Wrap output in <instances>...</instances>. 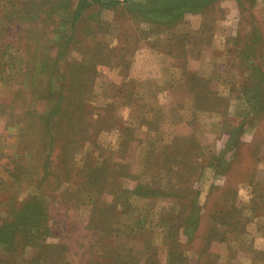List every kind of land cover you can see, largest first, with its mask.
Wrapping results in <instances>:
<instances>
[{
	"label": "rangeland",
	"instance_id": "rangeland-1",
	"mask_svg": "<svg viewBox=\"0 0 264 264\" xmlns=\"http://www.w3.org/2000/svg\"><path fill=\"white\" fill-rule=\"evenodd\" d=\"M2 229L0 264H264V0H0Z\"/></svg>",
	"mask_w": 264,
	"mask_h": 264
},
{
	"label": "trees",
	"instance_id": "trees-1",
	"mask_svg": "<svg viewBox=\"0 0 264 264\" xmlns=\"http://www.w3.org/2000/svg\"><path fill=\"white\" fill-rule=\"evenodd\" d=\"M191 225V224H190ZM191 227H193V225H191ZM183 228H186V225H184L183 226ZM3 229L2 230H0V234L1 233H3ZM191 232H192V230H191ZM140 238H146V239H144V243H145V245L148 247V244H149V242H150V240H149V238L147 237V236H141ZM172 239H173V236L172 237H170L169 235H167L166 236V243L167 244H170V242L172 241ZM123 247H124V244H123ZM130 252H133V251H130ZM130 256V254H123L122 255V257H125L124 258V262H123V264H137V260L139 261V258L137 259V258H135V257H129ZM137 256L139 257V252L137 253ZM129 257V258H128ZM135 262V263H134Z\"/></svg>",
	"mask_w": 264,
	"mask_h": 264
}]
</instances>
